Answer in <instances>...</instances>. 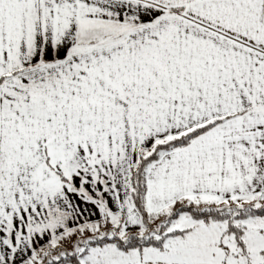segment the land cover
<instances>
[{
  "label": "snow or ice",
  "instance_id": "1",
  "mask_svg": "<svg viewBox=\"0 0 264 264\" xmlns=\"http://www.w3.org/2000/svg\"><path fill=\"white\" fill-rule=\"evenodd\" d=\"M0 264H264V0H0Z\"/></svg>",
  "mask_w": 264,
  "mask_h": 264
}]
</instances>
